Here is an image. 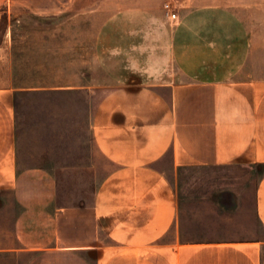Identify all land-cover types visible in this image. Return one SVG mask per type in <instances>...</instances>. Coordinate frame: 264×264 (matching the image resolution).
I'll return each instance as SVG.
<instances>
[{"label":"crops","instance_id":"0c3cea01","mask_svg":"<svg viewBox=\"0 0 264 264\" xmlns=\"http://www.w3.org/2000/svg\"><path fill=\"white\" fill-rule=\"evenodd\" d=\"M174 1L176 18L161 5L113 10L88 75L73 58L67 77L42 67L28 86L100 89L90 135L108 168L87 202L60 204L54 171L19 167L22 87L0 86V264H264V237L181 238L171 176L264 166V0ZM255 183L264 228V170Z\"/></svg>","mask_w":264,"mask_h":264},{"label":"rangeland","instance_id":"374dc122","mask_svg":"<svg viewBox=\"0 0 264 264\" xmlns=\"http://www.w3.org/2000/svg\"><path fill=\"white\" fill-rule=\"evenodd\" d=\"M166 1L173 3L7 0L0 7V86L13 82L22 87L14 95L18 165L54 171L60 204L89 201L100 176L107 171V163L93 150L90 135V115L100 89L62 91L28 86L41 82L42 67L46 79L61 80L56 69L62 65L67 77L72 73L73 58L74 66L79 62L88 75V68L97 61V34L105 15L131 6L163 8ZM263 170L261 165L251 170L204 165L187 166L172 174L180 205L181 238L206 241L264 237L253 201L255 182Z\"/></svg>","mask_w":264,"mask_h":264},{"label":"built area","instance_id":"2783aa9c","mask_svg":"<svg viewBox=\"0 0 264 264\" xmlns=\"http://www.w3.org/2000/svg\"><path fill=\"white\" fill-rule=\"evenodd\" d=\"M163 8L165 11L168 12V14L171 16V18H176L177 13L173 8V4L170 1H166L163 5Z\"/></svg>","mask_w":264,"mask_h":264}]
</instances>
